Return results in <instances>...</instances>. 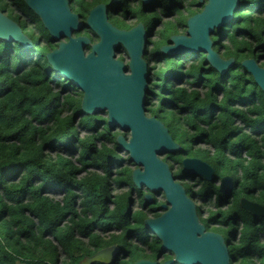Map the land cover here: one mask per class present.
Masks as SVG:
<instances>
[{"label": "clouds", "instance_id": "clouds-1", "mask_svg": "<svg viewBox=\"0 0 264 264\" xmlns=\"http://www.w3.org/2000/svg\"><path fill=\"white\" fill-rule=\"evenodd\" d=\"M117 2V11L114 0H67V8L87 25L102 6L116 30H143L140 59L149 74L143 117L178 149L155 158L190 202L203 229L198 239L217 236L227 264H264V214L253 211L264 208V83L248 67L264 71V0H240L249 7L238 10L233 0L234 22L208 34L223 68L207 50L190 59L156 58L177 47L175 38L192 40L191 20L212 0H156L147 10L146 0ZM0 18L31 45L26 54L25 43L0 39V264H181L164 238L148 230L175 205L166 189L157 193L138 182L148 167L125 147L135 130L113 126L109 107L86 111V89L68 74L57 77L51 60L80 39L87 41L83 58L95 53L99 59L95 49L103 37L84 27L55 38L32 0H0ZM112 58L126 68L124 77L134 76L127 45ZM170 72L183 79H169ZM187 161L202 163L212 175H185ZM50 184L60 190H49ZM115 248L122 251L114 259Z\"/></svg>", "mask_w": 264, "mask_h": 264}, {"label": "water", "instance_id": "water-1", "mask_svg": "<svg viewBox=\"0 0 264 264\" xmlns=\"http://www.w3.org/2000/svg\"><path fill=\"white\" fill-rule=\"evenodd\" d=\"M150 1L152 0H146V4ZM32 5L57 39L65 35L70 36L73 31L82 30L84 27L94 28L103 37L102 43L95 49V52L100 53L99 59L95 53L87 60L83 58L82 52L87 46V41L80 39L62 46L51 55V60L57 67V76L68 74L72 77V84L86 89L88 93L86 111L102 112L105 107H109L113 113V126L119 124L135 130L133 143L125 147L132 151L133 159L148 167L146 174H137L138 182L154 187L157 193L162 188L166 189L170 202L175 205L174 209L161 219L149 222L148 229L156 231L164 238L165 247L177 252L181 264H227V252L217 236L204 235L197 238L203 229L196 221L190 202L185 199L183 191L172 184L166 167L155 158L156 152L178 149H170V142L164 130L143 117L142 90L149 78L146 65L140 59L146 41L143 30L140 28L132 32L116 30L107 23V10L102 6L93 11L88 24L85 25L78 23V18L71 15L67 8V0H32ZM238 5L239 0H235L233 10H237ZM232 7L233 0H212L202 15L191 20L192 40L177 37L175 38L177 47L164 49L163 53L177 56L181 53L197 54L207 50L210 52L209 60L217 67L223 68L224 65L210 51L208 34L213 31V27L221 29L232 20ZM0 39H7V42L16 39L25 43L24 47L31 48L19 28L3 18H0ZM121 43L127 45L133 58L134 76L131 78L123 76L126 68L114 62L112 58L115 52L121 50ZM248 67L257 75L258 80L264 83V71L256 69L252 64ZM227 71L228 67H225L224 72ZM146 90L144 88V91ZM186 164L185 174L212 175L202 163L187 161ZM230 187L226 180L225 191L230 190ZM253 211L264 214V208H253ZM117 252L118 248L113 249V258Z\"/></svg>", "mask_w": 264, "mask_h": 264}, {"label": "trees", "instance_id": "trees-1", "mask_svg": "<svg viewBox=\"0 0 264 264\" xmlns=\"http://www.w3.org/2000/svg\"><path fill=\"white\" fill-rule=\"evenodd\" d=\"M147 6L148 7H146V10L147 9H151V4H147ZM173 6H175V5H173ZM247 6H249V5H247V4H241L240 3V0H239V5H238V7H237V10L238 9H240V8H242V7H247ZM153 7H155V5H153L152 6V8ZM119 9V4L117 3V4H115V3H113V5H112V10L113 11H117ZM234 21H233V18H232V20L230 21V22H228L226 25H231L232 23H233ZM224 27V26H223ZM223 27L221 28V32L223 33ZM8 44H9V46L11 45V42H8ZM24 47V46H23ZM24 50H25V52H26V54L27 53H30V51H31V48H26V47H24ZM163 55H167V54H164V53H162V54H157V59H159V58H162V56ZM199 55V53H197V54H189V53H181V54H179V55H177L178 57H182V58H184V59H190V58H195V57H197ZM167 56H169V55H167ZM227 74V72L225 73V75ZM57 77H59V76H57ZM168 78L169 79H174V80H176V81H181L182 79H183V75L182 74H180V73H177V72H170L169 74H168ZM74 85V84H73ZM261 130H264V126H261ZM67 148H68V150H73L72 148H71V142H69L68 143V145L66 146ZM110 163L111 164H113V165H115V164H118L119 163V161H116V160H112V161H110ZM11 174H15V170H13L12 171V173ZM48 189H52L53 191H59L60 189H59V187L58 186H56V185H52V184H50V185H48ZM228 191H230V190H227L226 192H228ZM149 230V229H148ZM150 231V230H149ZM122 250L120 249V248H118V252L115 254V257H114V259L120 254V252H121Z\"/></svg>", "mask_w": 264, "mask_h": 264}, {"label": "rangeland", "instance_id": "rangeland-1", "mask_svg": "<svg viewBox=\"0 0 264 264\" xmlns=\"http://www.w3.org/2000/svg\"><path fill=\"white\" fill-rule=\"evenodd\" d=\"M114 3L117 4L118 2L115 1ZM155 3H156V0H152V1H150L148 4H151V8H152V6L155 5ZM145 6L148 7L147 4H146ZM178 82H179V81H178ZM49 190H52V189H49ZM52 191H53V190H52Z\"/></svg>", "mask_w": 264, "mask_h": 264}, {"label": "flooded vegetation", "instance_id": "flooded-vegetation-1", "mask_svg": "<svg viewBox=\"0 0 264 264\" xmlns=\"http://www.w3.org/2000/svg\"><path fill=\"white\" fill-rule=\"evenodd\" d=\"M185 175H192V174H185ZM151 202V201H150Z\"/></svg>", "mask_w": 264, "mask_h": 264}]
</instances>
